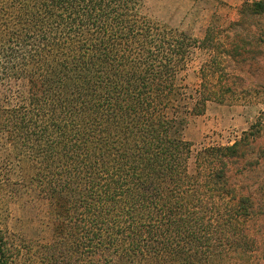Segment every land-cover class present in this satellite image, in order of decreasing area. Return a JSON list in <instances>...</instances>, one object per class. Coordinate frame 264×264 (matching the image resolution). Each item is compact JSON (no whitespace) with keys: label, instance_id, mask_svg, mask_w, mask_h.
I'll return each instance as SVG.
<instances>
[{"label":"trees","instance_id":"obj_1","mask_svg":"<svg viewBox=\"0 0 264 264\" xmlns=\"http://www.w3.org/2000/svg\"><path fill=\"white\" fill-rule=\"evenodd\" d=\"M143 5L0 0V264H264L256 201L238 183L258 125L196 151L185 136L225 101L236 22L199 39ZM263 13L264 0L240 9ZM24 192L47 205L42 240L8 225Z\"/></svg>","mask_w":264,"mask_h":264},{"label":"rangeland","instance_id":"obj_2","mask_svg":"<svg viewBox=\"0 0 264 264\" xmlns=\"http://www.w3.org/2000/svg\"><path fill=\"white\" fill-rule=\"evenodd\" d=\"M242 5L229 10L222 0H144L143 11L149 17L188 31L199 39L205 36L209 27L226 29L236 22L229 33L231 37L238 33V38L244 42L239 54L224 58L228 67L222 86L218 88L224 93L225 101H210L205 114L190 119L185 136L196 151L204 145H232L249 133L253 124L258 125L255 131L260 129V133L246 148L244 160L251 161L252 165L247 164V168L238 174V183L245 193L254 197L258 212L256 227L264 234V13L243 19L240 14ZM223 35L226 36L227 32L224 31ZM201 59V52L197 50L187 79L193 87L200 82ZM226 116L236 124H226ZM6 156L0 136V162ZM33 198L24 192L19 203L10 204L8 225L28 238L42 240L49 231L44 221L47 205L41 201L35 203Z\"/></svg>","mask_w":264,"mask_h":264},{"label":"crops","instance_id":"obj_3","mask_svg":"<svg viewBox=\"0 0 264 264\" xmlns=\"http://www.w3.org/2000/svg\"><path fill=\"white\" fill-rule=\"evenodd\" d=\"M223 1V3H224V5H225V7L227 8V9H229V10H236L239 6H241L244 2H246V1H250V0H222ZM207 110H208V107H207ZM231 116H233V113H232V115ZM231 119H233V117H231ZM225 121V123L226 124H229V123H231V125L232 124H236V121H230V120H227V116L225 117V119H224Z\"/></svg>","mask_w":264,"mask_h":264}]
</instances>
